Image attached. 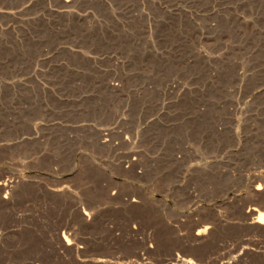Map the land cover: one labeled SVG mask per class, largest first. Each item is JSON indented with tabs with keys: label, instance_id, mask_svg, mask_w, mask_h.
<instances>
[{
	"label": "rangeland",
	"instance_id": "1",
	"mask_svg": "<svg viewBox=\"0 0 264 264\" xmlns=\"http://www.w3.org/2000/svg\"><path fill=\"white\" fill-rule=\"evenodd\" d=\"M0 264H264V0H0Z\"/></svg>",
	"mask_w": 264,
	"mask_h": 264
},
{
	"label": "bare ground",
	"instance_id": "2",
	"mask_svg": "<svg viewBox=\"0 0 264 264\" xmlns=\"http://www.w3.org/2000/svg\"><path fill=\"white\" fill-rule=\"evenodd\" d=\"M253 212H254V211H253ZM186 262H187V263H191V260H190V259H188Z\"/></svg>",
	"mask_w": 264,
	"mask_h": 264
}]
</instances>
